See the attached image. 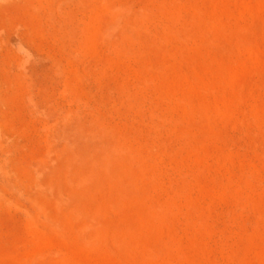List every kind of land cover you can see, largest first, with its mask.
<instances>
[{
	"label": "rangeland",
	"instance_id": "374dc122",
	"mask_svg": "<svg viewBox=\"0 0 264 264\" xmlns=\"http://www.w3.org/2000/svg\"><path fill=\"white\" fill-rule=\"evenodd\" d=\"M104 1L0 0V89L19 72L36 88L54 76L70 84L59 106L104 118L142 169L134 187L85 181L74 219L49 200L59 228L27 223L26 198L0 206V264H264V0ZM119 1L130 9L120 24L148 16L132 43L97 32L103 5ZM120 85L135 91L131 104ZM21 126L20 154L30 158L37 139Z\"/></svg>",
	"mask_w": 264,
	"mask_h": 264
},
{
	"label": "bare ground",
	"instance_id": "6f19581e",
	"mask_svg": "<svg viewBox=\"0 0 264 264\" xmlns=\"http://www.w3.org/2000/svg\"><path fill=\"white\" fill-rule=\"evenodd\" d=\"M105 1L107 2V0H105ZM145 1H147V0H145ZM110 4H111V2L108 3L107 6L103 5L102 13H101V15H99L100 16L99 20H101V27L99 28L100 25L97 24L98 25L97 28L100 31L99 30L98 31L96 30V31L102 32L101 29L102 30L104 29L105 31L111 32V30L114 31V29H115L119 32V36H120L119 39H122L124 41L129 42V43H132L133 38H134V27L136 26V24L142 22L143 19H146V17H148V16H146L144 18V16L142 15V11L140 13L137 11V12L132 14L133 15L131 17L132 20L129 17L130 21L127 20V22L123 25V24H120V20L122 18L123 13H128L127 11H130V9L128 8V5L126 3H121V2L120 3L116 2V4L114 3L111 5ZM140 4H141V2H140ZM148 7L150 8V6H148ZM155 8H157V7H155ZM163 8H164V6H163ZM160 9L161 8L159 7V10ZM196 9H198V7ZM84 11H85V9H84ZM155 11H157V10H155ZM160 11H158V12H160ZM100 12H101V10H100ZM131 12H133V11H131ZM151 12H153V11H151ZM151 12L149 11L147 13L149 14ZM171 12L173 13L172 14L173 16L176 13V12L174 13L173 11H171ZM186 13H184V14H186ZM168 14H169V12L166 11L165 15L167 16ZM151 15H152V13H151ZM169 17H170V15H169ZM167 19L169 21V18H167ZM125 21H126V19H125ZM125 21H123V22H125ZM144 22L146 23V21H143L142 25H145ZM169 23H170V21H169ZM121 25H123V26H121ZM142 25H141V27H142ZM139 28H140V26H139ZM141 29H143V27ZM138 31H140V30H138ZM167 32L165 30L166 35H167ZM103 33H105V32L103 31ZM135 33L139 34L136 31H135ZM168 33H171V32H168ZM139 37L141 38V36H139ZM163 37H164V35H163ZM155 38L158 41V38L154 37V39ZM160 38H162V37H160ZM90 39H91V36H90ZM165 39L166 38H164L163 41H165ZM147 42L149 43L148 40H147ZM155 42H153V43H155ZM156 43H158V42H156ZM134 45H135V43H134ZM110 46H111V44H110ZM62 47H65V43L62 44ZM131 52H133V51H131ZM64 53H65V51H64ZM135 53H136V50H135ZM174 59H175V57H174ZM79 62H80V60H79ZM56 67H57V65H56ZM59 67H60V65H59ZM53 69H56V68H53ZM157 69H158V67H157ZM55 72H56V74H58L57 73L58 71H55ZM107 72H110V71H107ZM7 73H9V72H7ZM89 73L91 74L92 71ZM6 76H7V74H5V77ZM56 76H58V75H56ZM8 77L12 78V79L10 78L12 80V82H10V80L8 78L11 85H10V83H7L8 87H7V84H5L6 88L3 85L5 90L0 89V114H2L1 112H3V113L7 112L6 113L7 115H9V114L11 115L10 120H6V121H9L8 124L6 122L3 123V121H2L5 114L1 115L2 118H0V206H5V207L15 206L16 207L20 203L21 198H26V199H24V201L27 200V202L30 204V206L27 205V206H29V209H27V211L24 210V211H26L24 215H26L25 220L27 221V223L28 222H31V223L39 222L46 227L52 226L54 229V228H59L57 225L60 222L58 221L56 216L54 217L51 215L53 213L52 210L49 209L51 206L49 208L47 207L49 200H51V202H53V205H54L53 209L54 210L57 208L60 209L61 205H65L64 209H65V212H67V214L65 212H61V213L62 214L65 213L64 216L67 215L68 217H72L74 213H73V210L71 208L72 207L71 203L73 201V197H74V193H75L76 189L78 187H80L81 184H84L85 181L92 178L93 176H96L98 178H99V176H101L105 181V183H103V184H106L108 186H110L113 183V184H115V186L117 185V186H125V187L126 186L127 187L128 186L134 187L133 186L135 183L134 178L137 176V174H140V173H136V175L134 176V173H133L134 168L138 166L139 168L142 169V167L139 166L140 164L136 166V164L139 163L138 160H140L139 158L137 160V157H140V156H138V155L136 156L133 152H131L127 148V146L125 145L127 142L125 141V143H124L123 138H121V136L119 135L120 133H116L115 131H117V130L114 131V128L112 126L105 124V122L103 121L104 118L102 119V117L100 115H95L93 113L94 115H92L90 118H88V119L84 118L83 119L82 118L83 116L80 118L77 115L78 114L77 110L74 109L77 112V114H76L71 109L72 106H70V104L67 105L66 109H63L64 106L61 107V104L59 106V97L65 96V94L68 92L70 84L64 83L63 87L61 88V86H59L60 84H58V82H57V77L54 76L53 78H50L51 81H50V84L47 86V88H41V87L36 88L33 85V83L26 82L29 80H27V78L21 72H19L17 74H13V75L11 74V76L8 75ZM66 77H67V75H66ZM5 80L8 81L7 78H5ZM6 81H5V83H6ZM135 83H136V81H135ZM120 86H123V85H120ZM76 88H77V86H76ZM124 88H126V87L123 86V88H121V91H119V92L122 95L121 98H124L126 103L129 105L136 98L135 93H134L135 91L132 92L131 89L128 90V89H124ZM111 89L112 88H110V90ZM146 90H148V89H146ZM102 91H104V90H102ZM113 92H115V90H113ZM119 92H118V95L120 94ZM74 94H75V92H74ZM75 95H73V97L77 98V96H75ZM115 95H117V93ZM116 98L117 97L115 96L114 99H116ZM118 99H120V98L118 97ZM124 99H123V101H124ZM72 101L75 103L74 98ZM112 102L113 101H111V104H112ZM145 103H146V100H145ZM69 106H70V108H68ZM114 111H115V108H114ZM119 112H121V110ZM129 112H130V109H129ZM88 113H85V116L86 115L88 116L89 115ZM109 113L112 114L111 112H109ZM80 116H81V114H80ZM105 116H107V115H105ZM128 117H130V116L128 115ZM7 119H9V117ZM25 121H27L32 126V130L27 131L28 133H26V130H25V135L29 134V132L32 131L34 133V135H31V136L36 137L35 139H37L36 142L38 145V152L33 153L30 158H24L23 155L20 154V149H21L20 141H21V136L23 134V127L21 125L23 123H25ZM121 121H123V120H121ZM126 126H127V124H126ZM30 139H28V140H30ZM35 139H33V140H35ZM29 143H30V141H29ZM141 154H142V152H141ZM143 173H144V171H143ZM138 177H139V175H138ZM139 178H141V177H139ZM104 181H102V182H104ZM137 182H138V180H137ZM139 184H141V183H139ZM136 185H137V183H136ZM120 188H118V189L119 190L123 189V188H121V189ZM102 189H104V188H102ZM108 190H110L111 191L110 194H112L115 189H111L108 187ZM78 192L76 194H78ZM117 194H118V192L116 193V195ZM127 194H128V192H127ZM76 196H78V195H76ZM107 197H108V195H107ZM73 202H74L73 203L74 205L77 204V203H75L76 199ZM24 204H26V203H24ZM74 205H73V207H74ZM153 205L155 206V204H153ZM22 206H23V204H22ZM91 206H93V204ZM19 207H21V206H19ZM150 208H152V207H150ZM150 208H148V210ZM51 209H52V207H51ZM58 211H61V209ZM84 211L87 212L86 210H84ZM159 211H161V209ZM92 212H94V211H92ZM53 214L55 215V213H53ZM87 214H89V212H87ZM90 214L95 215L96 213L95 214L90 213ZM80 215H82V213H80ZM80 215L78 214L77 216L79 217ZM64 216H62V217H64ZM88 216L90 217V215H88ZM82 217H83V215L81 216L80 220L82 219ZM72 218H70L69 221H71ZM85 218H88V217H85ZM92 218L94 219V217H92ZM62 219L64 221L65 218H62ZM62 219L60 216L59 220L61 221ZM77 219H79V218H76V220ZM87 220H90V219H87ZM57 221H58V223H57ZM73 222H74V220H73ZM89 222H91L90 226H91V224L96 223V222H93L91 220L86 222V223H89ZM80 223H82V222H80ZM67 224H69V223H67ZM82 224L84 225V223H82ZM82 226H80V227H82ZM88 226L89 225L86 224L82 227V229L79 227L82 230V231H80V230L79 231L84 232L87 229L88 233H89L90 231L88 229ZM96 226L94 225L91 227L95 228ZM71 227H73V226H71ZM100 227H101V225H100ZM35 228H36V226H35ZM41 229H39V231ZM75 229L77 230V228H75ZM75 229H74V231H75ZM79 231H77V232L79 233ZM78 233H77V235H78ZM80 234L78 236H80ZM86 234L84 233V236ZM86 236H88V234ZM85 239H87V238H85ZM81 240H80V242H81ZM85 241H83V242H85ZM83 242H81V244ZM90 242L91 241H89V244H90ZM87 244H88V242L84 243L85 246H87ZM113 244H114V242H113ZM155 256H156V254H155Z\"/></svg>",
	"mask_w": 264,
	"mask_h": 264
}]
</instances>
